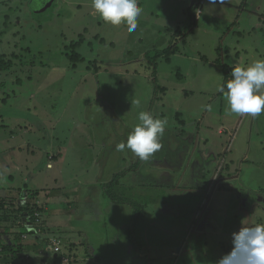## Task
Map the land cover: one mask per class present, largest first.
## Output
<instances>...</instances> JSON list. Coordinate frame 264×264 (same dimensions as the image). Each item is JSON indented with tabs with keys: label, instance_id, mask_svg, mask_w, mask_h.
Wrapping results in <instances>:
<instances>
[{
	"label": "rangeland",
	"instance_id": "rangeland-1",
	"mask_svg": "<svg viewBox=\"0 0 264 264\" xmlns=\"http://www.w3.org/2000/svg\"><path fill=\"white\" fill-rule=\"evenodd\" d=\"M156 1L138 0V6L147 12L138 17L137 29L129 33L124 24L112 26L101 20L91 0H0V57L14 64L9 71L0 72V156L12 145V135L16 149L25 143L33 149L51 147L58 155L61 144L48 142L56 137L64 142L70 139L72 148L64 163H60L61 157L52 161L55 169L51 174L58 177L55 187L62 186L61 189L46 187L48 162L46 155H36L41 149L36 152L33 163L41 165L42 174L35 182L46 187L37 194L43 215L35 226H24L26 231L20 229L24 218L16 223H1L0 242L7 238L15 245L19 235L28 242L29 231L37 226L45 230L47 239L35 246L26 245L19 253V258H24L22 263L12 262L0 253V264H100L96 258L89 262L79 257L80 251L93 243L103 259L111 260L110 264H139V249L126 242L143 239L140 234L147 233L144 225L151 214H142V219L135 220L133 206L110 199L102 185L115 174L130 170L139 160L130 150L117 151L116 145L126 143L139 123L141 111L167 120L160 139L162 148L142 163L141 170L122 179L118 195L127 202L167 199L175 207L174 213L162 208L170 228L173 221L184 216L175 222L180 236L165 239L162 245L172 246V240L177 242L184 235L189 239L175 248L182 251L180 257L189 252L191 257L198 254L195 257L203 260L206 251L211 260L219 259L231 251L234 232L264 224V143L260 144L262 137L258 138L253 130V123L258 122L264 138V113L258 121L250 115L229 114L227 100L218 91L224 85L219 58L225 55L221 62L228 70L264 59V0H218L215 4L205 0L202 20L194 33L187 32L191 14L188 3L183 2L182 16L178 10L169 12L174 23L169 34L164 28L166 21L153 20L149 13V6L154 7ZM164 1L170 2V7L182 5ZM147 23L153 24V31L145 29ZM158 28L160 33L155 34ZM254 29L257 34L252 33ZM170 45L177 46L170 62L165 55L157 59L156 52ZM219 48L220 55L216 52ZM32 54L39 61L46 59L44 55L50 56L51 66L43 69L30 67L29 63L21 65L22 59ZM66 54H75L80 60L71 61ZM231 79L229 75L228 81ZM52 104L57 105L56 109ZM37 121L47 129L53 124L54 127L41 133L38 127L33 134ZM223 126L226 130L220 135L218 128ZM0 162V190L12 193L11 189L17 188H12L8 176L14 174V183H20V173L9 158L0 157ZM145 168L154 178H145ZM87 181L99 186L103 199L116 209L109 212L107 206L101 211L90 204L94 215L84 223L66 208L68 202H76L78 214L80 207L86 211L83 204L88 206V202L81 199L76 188ZM148 181L155 182L154 191L144 193L141 188ZM174 182L181 183L180 188ZM182 185L193 188L185 191ZM52 197L56 200L47 201ZM192 211L195 213L188 221L187 214ZM13 216H17L16 211ZM9 229L11 232H7ZM60 240L57 253L53 242ZM166 240L169 243H164ZM155 241L161 245L160 240ZM186 241L192 245L186 246ZM222 241L226 247L214 251ZM128 250L133 257L125 261L123 256ZM171 260L177 264L174 258ZM206 261L209 262L198 264Z\"/></svg>",
	"mask_w": 264,
	"mask_h": 264
},
{
	"label": "clouds",
	"instance_id": "clouds-1",
	"mask_svg": "<svg viewBox=\"0 0 264 264\" xmlns=\"http://www.w3.org/2000/svg\"><path fill=\"white\" fill-rule=\"evenodd\" d=\"M217 2L218 0H208L209 4ZM91 3L96 14L106 24L112 26L124 24L129 33L137 29L138 17L142 13V8L138 6V0H91ZM194 20H196L195 12ZM231 76L232 79L226 83V86L221 85L218 88V91L223 93L227 100L229 114L250 115L256 118L264 113V59H257L246 67L237 66L233 68ZM138 120L139 123L129 133L126 143L117 144L116 150L121 152L125 149L130 150L141 161H148L162 148L160 139L164 135L167 120L153 117V115L144 111L138 114ZM48 168H51V165ZM22 195L21 204H28L29 195L26 192ZM38 200L39 196L34 198L37 208L43 209L44 212V208ZM36 211L37 209H35V213ZM43 212H39L41 216ZM23 215L22 226L27 227L29 225L33 227L36 225L29 222L30 220H28L25 212H23ZM34 219H36L35 215ZM32 235H35L37 241L40 242L47 239L35 227L28 233V236ZM20 241H22V237ZM19 244L21 245V242ZM58 245L60 247L61 240ZM232 245L231 251L219 258L216 264H264V224L257 223L253 227H241L238 232L232 234ZM22 247L24 251L25 248ZM18 260L17 262H24V258Z\"/></svg>",
	"mask_w": 264,
	"mask_h": 264
},
{
	"label": "crops",
	"instance_id": "crops-1",
	"mask_svg": "<svg viewBox=\"0 0 264 264\" xmlns=\"http://www.w3.org/2000/svg\"><path fill=\"white\" fill-rule=\"evenodd\" d=\"M174 1L175 2H180L182 5L179 8L178 7L177 8L174 7V5H173V7H170L169 6L170 2H167V1H164V0H157L156 1V5L154 7H153L152 4L149 6V9L151 10L149 13H150L151 18L153 20L163 19V20L166 21L165 24H164L165 25L164 28L167 31L166 34L170 33L168 31L169 25L174 24L173 21L171 20L172 15H169V12L171 11L172 13H176V10H178V12L181 11L180 12L181 13L180 16H182L183 2H187L188 3V7L187 8L189 9L190 7H192L194 5V2L196 0H174ZM201 1L203 3L205 0H201ZM219 3H221V2H219ZM171 4H173V3H171ZM146 12H147L146 10L142 9L141 15L146 14ZM208 14H209V12H208ZM209 15L211 16V14H209ZM183 16H184V14H183ZM213 18H215V17H213ZM201 20H202V18L200 17V19L198 20V23H200ZM147 24L149 25V23H147ZM188 25L190 26L191 23H189ZM145 26H147V25L143 24V27H145ZM150 26H153V24L150 23V25L147 26L145 29H149V31H153V28L150 29ZM197 27H198V24H197L196 28ZM155 28L157 29L156 25H155ZM155 28H154V30H155ZM194 29H193V32H191V33H194ZM256 30L257 29H254L252 31V33L257 34ZM262 30L264 31V29H262ZM157 33H160L159 28H158V31L155 34H157ZM153 43H155V41ZM165 43H167V40L165 41ZM218 51H219V55H220L221 49L219 48L218 50H216V52H218ZM226 52L228 53V49H227ZM223 59H225V55L222 56V59L219 58L218 61H220L219 62L220 66L224 68V70H223V83H224L225 72H226L225 66L226 65H224V63L221 62V60H223ZM235 67H237V66H233L232 68H235ZM259 116L256 117V118H253V121L255 119L258 121L259 120ZM183 124H184V122H183ZM253 125H255L254 128H253ZM253 125H251V126H252L253 130L255 129L258 138L262 137V140L260 141V144H263L264 143V138H263V134L261 133V130H260V127H259L260 124L258 122H255V123H253ZM218 129H219L218 134L222 135L225 132V130H226V126L220 127ZM14 137H15L14 135L11 136V139H13V142L16 139ZM197 139H198V136H197ZM13 142H12V145L9 148H6V149H4L2 151L3 154H2V156H0L1 158H9V161L14 165L13 167H15L16 172L20 173L21 182L20 183H18V182L17 183H12V185H11L12 188H17V189L13 193H9L10 195L15 197L16 196V191L19 190V189H23L22 193L33 191V192H40L39 194H41V192L46 187H48L50 189H57V188L61 189L62 188V186L55 187V185H56L55 183L57 182L58 177H56V175L54 173H53V176L51 174V171H53L55 169L54 165L52 164V161H54V160H56V159H58L60 157H61V162L60 163H64L66 161L64 158L67 159V156L69 155L70 150L72 149L70 147V139L67 142V146H61L59 148L58 151H61V152H59L58 155H56L55 150L52 149L51 147L48 148V149L47 148H45V149L40 148L41 149L40 150L38 147L34 146L35 148L33 149L31 144H25V143H22V145H19L20 147L16 149L14 147ZM23 146H27L25 150L23 149ZM38 150H40V152H38V154H36V152ZM35 154L36 155H40V157H43V156L46 155V159H47L46 161L48 162L47 168H48L49 165H51V168H48L50 170V172L47 173L46 179H45L46 181L44 182L46 187H41V185H40V183L38 181L35 182V180L42 174V172H40L42 170L41 165L33 163L35 161V159H36L35 158L36 157ZM25 155H28V157L25 159V162H22V160L24 159ZM160 170L162 171V173L165 172V168L164 167H161ZM11 175L13 176L12 181L15 182L14 174H11ZM149 182H153V181H148V182L144 183L142 188H141L142 191H145L144 193L150 191V189H151L152 183H149ZM28 185H30V187H27ZM80 185L81 186L77 187L76 189L78 190L79 195L81 194V197H82L81 199H83V200L88 202V206L86 204H83L85 207H87L88 211L86 209V211H87L86 212V211L82 210L81 207H80V214H78V212L76 210L77 209L76 208L77 203L75 202L76 204L74 205L75 207H72L71 214H72V216H75V215L78 216L77 219H79V220H81V221H83L85 223V222L89 221V218H88L89 215H92V216L94 215V212L92 211V209L89 208L91 206L90 204H95L97 207L99 206V210L104 211V210H106L107 206L108 207L110 206V203L106 202L103 199L104 198L103 197V193L98 191V187L99 186L98 187L94 186L93 182H88V181L87 182H81ZM156 185H157V183H156ZM33 186H35V187H33ZM192 188H193V186L188 187L187 189L184 188V190L186 191V190L192 189ZM103 192L105 193V190ZM4 197H6V194L5 193H1L0 198H4ZM21 198H22V195H21V197L19 199H21ZM49 200H56V198L52 197V198H49L47 201H49ZM117 204L118 203H116V205ZM123 205H126V204H123ZM164 207H166L168 210L170 208L169 211L171 213H174V208H175L174 206L170 205V206H164ZM111 209L115 210L116 208H110L109 207V212H110ZM185 214H187V213H184V215ZM192 216L193 215H191V213H189V216L187 214V220L190 221V219H191L190 217H192ZM102 221H104V219H102ZM210 225L211 224L209 222L208 226H210ZM105 227L106 226H104V228ZM20 229H22L23 231H26V228H24L22 226V224L20 226ZM198 233H200V232H197L196 234H198ZM162 234H164V233H162ZM140 236L143 237V239L140 240V241L136 242V241H131L130 240V242H126L129 247H131V248L136 247V248L139 249L138 250V256L139 257L137 258V262L139 264H155V262H157V264H165L164 263L165 260L168 261V264H172V260L171 259H173V258L175 259L177 264H198V261H205V260H209V262L212 263L213 260H214V262H217L216 260H218V259H215V258L213 260H211V258L209 257L210 254L208 255V253H205L206 251H204V253H203V260H198L197 257H195V255H194V257H191L189 252L188 253L183 252V253H185V258H186V262H185V260H183V257H180L182 255V253H181L182 251H179V250H175L174 251V247L172 249H169V247H167L166 245L165 246L162 245V243H163V241L165 239L168 240V239L171 238L168 235L164 236V235H160V233H155V232L150 231V232H147L145 235H141L140 234ZM172 237H174V236H172ZM175 237H177V236H175ZM28 238H30V241H28V242H25L26 238L25 239L22 238L21 245L24 246V248H26V245H28L29 247L30 246H35L37 244V242H40V241H37V237L35 235L28 236L27 239ZM2 239H4V237ZM155 240H160L161 245H159ZM167 240L164 243H169V241H167ZM90 241L91 240H89V242ZM183 241H185V239ZM179 242H181V239H178V241L175 242V243L178 244ZM6 243L10 244V242H9V240L7 238H6ZM225 243L226 242H224V241L217 243V245L221 244V246L217 247L214 251L218 250L219 248L226 247ZM186 244H189V243L186 242ZM85 247L88 248V249H84L83 251H80L79 257H82L84 259H88L89 262H92V261H90V258H93V259L96 258L100 264H110L111 260H108L109 258L103 259L104 256H101L98 253L99 247L96 246L95 243L86 245ZM205 249H206V246H205ZM196 250H198V249L196 248ZM206 250H209V249H206ZM200 251H201V247H200ZM208 252H210V251H208ZM131 254H132V252L128 250V253L125 256H123V260H125V261L129 260L131 257H133V255H131ZM145 254H148L147 259L145 258ZM196 255L198 256V254H196ZM119 261H121V260H119ZM121 262H123V261H121ZM193 262H195V263H193ZM209 262L206 261L205 264H208ZM118 264H128V263H126V262H123V263L118 262Z\"/></svg>",
	"mask_w": 264,
	"mask_h": 264
},
{
	"label": "trees",
	"instance_id": "trees-1",
	"mask_svg": "<svg viewBox=\"0 0 264 264\" xmlns=\"http://www.w3.org/2000/svg\"><path fill=\"white\" fill-rule=\"evenodd\" d=\"M52 5H53V3H52ZM202 5H203V3L201 0H196L194 2V5L189 8L188 12L191 14V17H189V21H191V25L188 27L187 32L189 31L191 33V32H193V29L196 28L198 21L194 20V12H195V10L202 8L203 7ZM5 20L6 21H4V22L7 24L8 23V21H7L8 17L7 16L5 17ZM171 28H172V25H169L168 31H171ZM0 36H1V33H0ZM176 51H177V46L176 45L175 46L170 45L169 48L163 52L157 51L156 52V54H157L156 58L159 59L160 57H163L165 55L166 61L170 62L171 55L175 54ZM27 52H30V50H28ZM66 55L68 56V58L71 61H76L78 59V56H76L75 54L74 55L66 54ZM49 57L50 56L44 55L43 59H45V58L46 59L44 61H39V58L36 55L32 54L29 56V59H26V60L22 59L21 65L25 66L24 63H29V65H31L30 67L42 66L43 69H47L51 66L50 65L51 62L49 60ZM146 58L148 59L147 56H146ZM2 59H3V57H0V61L2 63V64H0V72H7L12 68V66L14 64L11 61L3 62ZM79 60H80V58L78 59V61ZM225 68H226V72H225L224 85L226 86V83L228 82L229 75H231V71L233 68H231L230 70H228V66H225ZM158 89H159V87H158ZM56 98H58V96H56ZM50 102H53L52 99L50 100ZM56 107H57L56 104H52V109L53 108L56 109ZM48 110H50V109H48ZM53 119L55 121V118H53ZM45 120H49V119L46 118ZM50 123H52V122H50ZM43 125L44 124H41V121H37L34 129H32L34 131L33 134H35V131H36V129H38V127L41 128V130L37 131L40 133L41 132H47L48 130H51V128L54 127V124H53L52 126L48 127L49 129H47L46 127H43ZM42 139L45 141L47 140L46 136H42ZM68 140L69 139H67L64 142V141H62L61 137H59V138L56 137L53 140H49L48 142L49 143H52V142L55 143L56 142V143H60L61 146H67ZM142 163H144V161H141L139 159L135 163V165L132 166V168L130 170H126V171L120 172L118 174H115L113 176L112 180L110 182H108L107 184L104 183L102 185V187L105 186V193L109 196L110 199L116 200V201L120 202V204H122V205L123 204H126V205L130 204L131 206H133V208L135 209L136 215H137L135 217V220H136V218H137V220L142 219L144 215H147L149 217V215L151 214L150 220L147 222V226L144 225V229L147 230V232L152 231L155 233H160V235H164V236L168 235L171 238H172V236L179 237L180 232L178 231V227L175 225V222L179 221L184 216H181V217L177 218L175 221H173L174 225L170 228V226H169L170 223L168 221L164 220V213L162 212V208L164 206H170V205H168L169 202L167 199H164L162 202L159 201V198L155 199L153 202H148V201L142 202L141 200L138 201L136 199H134L130 202H127L123 197L118 195L120 190L122 189V186H120L122 179L125 178L128 175V173H130V172H137V170H141ZM0 165H1V162H0ZM146 168H150V167H146ZM146 168H145V178L146 179L153 178V175L150 173L149 170L146 171ZM1 177L3 178L4 176L1 174ZM12 179H13V176L11 174H9L8 180L11 181L12 183H14L12 181ZM149 183H152L151 189H152V191H154V183L155 182H149ZM173 184L180 188L181 183L178 185V182H174ZM186 187L187 186L182 185L181 188L184 189ZM11 191L13 193L15 190L11 189ZM22 192H23V189L17 190L16 196L13 197L9 193H6V191L0 190V193L6 194V197L1 198L2 200H0V224L1 223L2 224L10 223L12 221L15 223H16V221L17 222L21 221L22 218H24L23 212H25L26 215L28 216V220H30L29 222L34 223V224L36 223V219H34L35 209H37V211H39L40 213L43 212V209L37 208V204H35V201H34V198H36L38 196L37 194H39V192H34V193L32 191L26 192L29 195V200H28V204H25V205L21 204L22 200H23V195H22L23 193ZM70 194L74 195L72 192H70ZM21 195H22V198L19 199L21 197ZM17 203H20V204L17 205ZM67 204H69L68 207L66 208L67 211H71L72 207H75L74 206L75 202H68ZM203 204H202L200 211H202ZM160 205H162V206H160ZM199 206H200V204H199ZM14 211H16V214H17V216H15V218L13 216ZM194 213L195 212L192 211L191 215H193ZM19 214L22 216H19ZM142 214H144V215H142ZM200 215H201V212H200L199 216ZM39 221L40 220H38L37 222H39ZM22 224H23V222H22ZM36 230L41 232L42 236L46 235L45 230L42 227L37 226ZM7 232H11L10 229ZM162 233H164V234H162ZM21 237H22L21 235L17 236V240H16L15 245L6 243L5 241L0 242V253L5 254L6 258L8 260L12 259V261H17L19 259V253L23 252V249H22L23 247L19 244L21 242L20 241ZM181 238H182L181 242H179V243H181L182 245H183L184 239H187V238L189 239L188 236H184V235L181 236ZM186 242H185V244H186ZM171 245L172 246H167V247H169L171 249L174 247V251H175V248H176L175 241H171ZM190 245H192V244H190V243L186 244V246H190ZM178 248H179V246H178ZM72 257H77V256H72ZM183 260H185V262H186L185 256L183 257Z\"/></svg>",
	"mask_w": 264,
	"mask_h": 264
},
{
	"label": "built area",
	"instance_id": "built-area-1",
	"mask_svg": "<svg viewBox=\"0 0 264 264\" xmlns=\"http://www.w3.org/2000/svg\"><path fill=\"white\" fill-rule=\"evenodd\" d=\"M201 13H202L201 8H200V9H197V10L195 11V18H196V20H199V19H200ZM35 217H36V219H37V221H38L39 218L41 217V214H40L38 211H36V213H35ZM53 245L55 246V249H54L55 252L58 253L59 250H60V247H59V245H58V242L55 241Z\"/></svg>",
	"mask_w": 264,
	"mask_h": 264
},
{
	"label": "water",
	"instance_id": "water-1",
	"mask_svg": "<svg viewBox=\"0 0 264 264\" xmlns=\"http://www.w3.org/2000/svg\"><path fill=\"white\" fill-rule=\"evenodd\" d=\"M34 2V1H33ZM33 3H31V6H32Z\"/></svg>",
	"mask_w": 264,
	"mask_h": 264
}]
</instances>
